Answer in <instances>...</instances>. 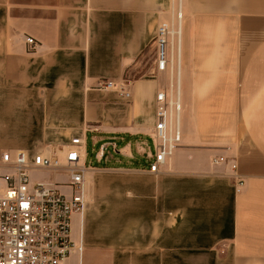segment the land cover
I'll return each instance as SVG.
<instances>
[{"label": "crops", "instance_id": "crops-1", "mask_svg": "<svg viewBox=\"0 0 264 264\" xmlns=\"http://www.w3.org/2000/svg\"><path fill=\"white\" fill-rule=\"evenodd\" d=\"M170 8L0 0V158L3 141L34 152L73 136L87 145L89 133L110 150L89 166L87 204L72 216L84 249L65 264H95L98 246L104 264H264V0H186L183 138L153 172L147 138L169 72L157 57L150 79L127 72L156 47L159 23L176 17ZM107 80L131 97L101 87Z\"/></svg>", "mask_w": 264, "mask_h": 264}, {"label": "built area", "instance_id": "built-area-1", "mask_svg": "<svg viewBox=\"0 0 264 264\" xmlns=\"http://www.w3.org/2000/svg\"><path fill=\"white\" fill-rule=\"evenodd\" d=\"M163 20L157 27V69L168 71L166 88L156 93L152 138L155 154L150 170L158 172L173 155L183 138L181 88V13ZM27 43L33 48L35 38ZM103 88H116L129 96L125 83L107 80ZM86 143L83 136H73L62 145H46L34 152L5 151L0 158V264H65L72 250L82 253L84 246L72 240V216L83 214L87 204ZM107 145L102 144L97 157L102 158ZM224 157L214 158L215 162ZM233 168L236 165L233 164ZM33 170H49L67 175L62 181H33ZM243 185L237 178L236 189ZM70 188V193L61 188ZM3 190V192H2ZM81 264V263H80Z\"/></svg>", "mask_w": 264, "mask_h": 264}, {"label": "rangeland", "instance_id": "rangeland-1", "mask_svg": "<svg viewBox=\"0 0 264 264\" xmlns=\"http://www.w3.org/2000/svg\"><path fill=\"white\" fill-rule=\"evenodd\" d=\"M172 1V9L170 8V12L176 10V12H178L179 8L180 11L182 9V7H185V3L186 0H171ZM182 1H183V6H182ZM200 1V0H199ZM210 4L216 5L217 4V0H208ZM179 11V12H180ZM164 11H162V14L164 15ZM216 12L211 14V20L216 19ZM172 16V15H171ZM167 18V16H166ZM170 17H168L169 19ZM183 21H184V13L182 12V19L180 20L181 22V30H182V37H181V44H182V55H181V70H182V57H183V38H184V27H183ZM203 32L206 30H202ZM205 37L208 35H204ZM156 42V41H155ZM154 42V43H155ZM153 43V44H154ZM155 57H157V45L155 47V45H152L151 48H149L147 51H145V53L142 55L140 61L133 67L131 68L128 72H127V79L129 80H147L150 79L153 75V61L155 59ZM129 92V95L131 97V92L130 90H126ZM94 134L96 133H89L88 135V140H87V145H86V152H87V157H86V162L87 165H98L97 163V153L100 149V143H96L94 140ZM148 145L150 147V149L152 151H154V140L152 137H148ZM5 146H3V148L1 149V156L2 154L7 151L8 149H11L13 151H17V150H32V145L31 144H27L25 146L22 147H14L12 145H8L9 142L3 141L2 142ZM13 144H15L13 142ZM107 153V157L110 154V150L106 151ZM105 157V156H104ZM31 176L33 181H37V180H47V181H62L65 182L68 177L65 174H61V173H54L52 171L49 170H33L31 172ZM64 192L66 193H70V188L66 187V186H62L61 188ZM3 192V190H2ZM104 247L102 246H98L95 247V251L92 254V259L95 260V264H104L103 262V253H98V251H101ZM97 251V252H96Z\"/></svg>", "mask_w": 264, "mask_h": 264}, {"label": "bare ground", "instance_id": "bare-ground-1", "mask_svg": "<svg viewBox=\"0 0 264 264\" xmlns=\"http://www.w3.org/2000/svg\"><path fill=\"white\" fill-rule=\"evenodd\" d=\"M180 13H181V16H182V9H181ZM181 50H182V44H181ZM180 72H181V64H180Z\"/></svg>", "mask_w": 264, "mask_h": 264}]
</instances>
